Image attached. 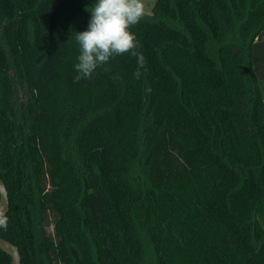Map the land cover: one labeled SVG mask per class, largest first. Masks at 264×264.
<instances>
[{
	"label": "trees",
	"instance_id": "16d2710c",
	"mask_svg": "<svg viewBox=\"0 0 264 264\" xmlns=\"http://www.w3.org/2000/svg\"><path fill=\"white\" fill-rule=\"evenodd\" d=\"M93 3L0 0V237L21 264H264V0H156L143 63L76 80Z\"/></svg>",
	"mask_w": 264,
	"mask_h": 264
},
{
	"label": "clouds",
	"instance_id": "9594fccd",
	"mask_svg": "<svg viewBox=\"0 0 264 264\" xmlns=\"http://www.w3.org/2000/svg\"><path fill=\"white\" fill-rule=\"evenodd\" d=\"M86 10L90 13L87 28L75 36L79 49L74 64L76 80L90 78L116 55L131 53L137 55L138 63H143V56L134 52L137 42L130 31L144 14L141 0H94ZM6 226V219L0 218V228Z\"/></svg>",
	"mask_w": 264,
	"mask_h": 264
},
{
	"label": "water",
	"instance_id": "95a60500",
	"mask_svg": "<svg viewBox=\"0 0 264 264\" xmlns=\"http://www.w3.org/2000/svg\"><path fill=\"white\" fill-rule=\"evenodd\" d=\"M9 211L8 192L4 182L0 179V218H3ZM0 250L8 254L11 264H21L18 248L9 241L0 237Z\"/></svg>",
	"mask_w": 264,
	"mask_h": 264
},
{
	"label": "rangeland",
	"instance_id": "374dc122",
	"mask_svg": "<svg viewBox=\"0 0 264 264\" xmlns=\"http://www.w3.org/2000/svg\"><path fill=\"white\" fill-rule=\"evenodd\" d=\"M156 0H141L143 6H144V13L149 14L151 13V9L154 5ZM51 231V230H49Z\"/></svg>",
	"mask_w": 264,
	"mask_h": 264
}]
</instances>
